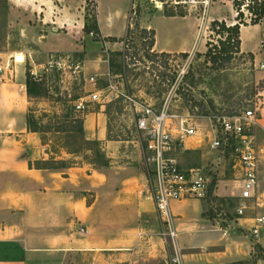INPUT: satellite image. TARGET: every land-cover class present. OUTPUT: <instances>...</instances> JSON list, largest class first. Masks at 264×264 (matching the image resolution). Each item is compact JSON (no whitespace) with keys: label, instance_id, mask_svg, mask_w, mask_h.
<instances>
[{"label":"crops","instance_id":"crops-1","mask_svg":"<svg viewBox=\"0 0 264 264\" xmlns=\"http://www.w3.org/2000/svg\"><path fill=\"white\" fill-rule=\"evenodd\" d=\"M92 3L99 36L115 41H94L90 34H83L84 0H0V67L4 79L0 80V264H62L68 254L85 252L117 255L123 264H166L158 218L147 195L141 146L135 140L134 149L127 152L121 148L123 140L107 136L103 104L85 105L80 116L82 136L98 142L104 165L78 162V156L61 148L53 152L39 133L26 129L29 97L22 64L34 66L37 56L57 52H80L86 62L90 53L97 56L98 51L121 49L128 21L125 1L106 0L104 10L98 0ZM231 11L229 18L209 16V20L232 24L235 13ZM161 17L190 24L177 41L159 42L152 29L153 52L186 53L196 46L195 21L187 16ZM137 20L142 28H150L141 17ZM118 24L121 36L113 33ZM263 33L264 20L239 26L238 53L250 54L256 63L258 51L264 48H260ZM63 41L69 47L54 45ZM85 41L94 46L91 51L85 48ZM6 62L13 70L11 76L4 68ZM92 66L99 71L94 73L102 76V66L96 62ZM258 120L257 126L262 128L261 132L255 129V136L260 134L264 141V108ZM48 159L66 164L52 169L33 165ZM206 208L203 199L169 203L183 264L247 260L254 243L264 251V227L253 241L246 232L249 220L233 219L226 225L220 223L219 228V223L205 214ZM253 264L264 261L258 259Z\"/></svg>","mask_w":264,"mask_h":264},{"label":"rangeland","instance_id":"rangeland-1","mask_svg":"<svg viewBox=\"0 0 264 264\" xmlns=\"http://www.w3.org/2000/svg\"><path fill=\"white\" fill-rule=\"evenodd\" d=\"M124 1L125 10L128 11L127 24L130 26L122 38L119 51L99 52L97 50L100 56H96L95 52L90 53L86 57V62H83L84 57L80 52L52 53L63 58V65L59 68L46 64L51 53L37 56L34 66L27 63L22 64L23 71L30 75L34 73L41 83V88L35 90L36 96L29 97L27 106L33 119L39 122V129L45 131L40 133L43 141L47 142L53 152L58 151L60 147L67 151L77 152L74 155L78 156V162L100 165L98 161L101 156H95V151L98 152L99 147L92 142H82L80 133L77 131L78 127L72 120L73 115H80L87 104L101 103L104 106L107 104L105 118L108 123L109 137L123 140L121 148L127 152L129 149H134L137 134L133 127L132 109H129L127 101L120 100L119 103H110L111 101L104 100L105 90L102 89L109 81L122 88L126 95L136 103L150 105L154 109H159L165 104L170 112L193 116L194 122L202 133L206 132L208 125L206 118L225 116L239 110L246 105L247 100L253 97L256 89L264 86V71L254 68L253 61L248 55L239 54L236 51L221 68H216L207 60L204 56L205 43L215 45L217 51L219 49L218 39L225 37L224 34H217L211 29V20L208 21V30L200 38L201 40L197 35L196 49L194 47L185 54L169 53L151 56L148 34L141 35L139 30L142 27L137 17H141V21L150 25V28L146 29L156 31L159 42L167 39L177 41L184 37L188 31L187 23L190 24V22L182 25V22L179 23L177 20H164L161 17L163 13L155 10L147 0ZM98 2L101 10H104L106 0H98ZM230 4V0H211L208 17L229 18L232 14ZM84 6L86 7L84 13L89 17L93 12L92 0H87ZM241 9L243 12L241 21L248 25L250 14L243 6ZM180 14L186 16L184 12ZM187 17L195 21L190 15ZM120 28L119 24L114 27L115 36H121ZM54 45L59 48L69 47V44L64 41ZM93 47L89 41H85V48L88 51H91ZM258 52L256 61L264 64V48ZM95 62L103 68L101 78L94 73L96 70L92 65ZM96 72L99 73L98 70ZM89 76H93L94 84L88 82ZM255 83L258 85L256 89L253 88ZM93 88L101 90L98 95L102 102H83L82 111L73 110L66 120H62L60 115L68 111L66 105L73 106L79 98L87 101L85 96ZM117 106L121 107L120 111L117 110ZM257 120L258 118L256 122ZM258 121L262 123L261 119ZM259 126L261 125L258 124L255 129L261 132L262 127ZM56 129H63V131L54 132ZM259 135H257L258 144H264L262 136ZM226 152L217 155L201 145L198 150L186 151L179 155V161L182 164L205 167L212 181L209 192L203 199L207 207L205 214L209 219L214 218L219 223V228L220 223L226 225L228 221H233L234 196L237 193L236 172ZM262 201H264V157H261L258 162L257 202L263 203ZM263 208L261 206L257 210L263 212ZM249 211L251 210L247 209V217L251 215ZM62 264L123 263L117 255L85 252L68 254Z\"/></svg>","mask_w":264,"mask_h":264},{"label":"built area","instance_id":"built-area-1","mask_svg":"<svg viewBox=\"0 0 264 264\" xmlns=\"http://www.w3.org/2000/svg\"><path fill=\"white\" fill-rule=\"evenodd\" d=\"M147 1L155 10L162 13L184 12L186 16L190 15L196 21V36H200L199 39L208 30V8L211 0ZM263 47L264 33L260 40V48ZM62 61L61 56L51 53L46 64L59 68L63 65ZM252 65L257 70L264 71L262 62ZM4 68L11 71L10 76L13 75L8 62ZM2 74L3 69L0 67V80H3ZM32 74L35 77L34 73ZM88 82L94 84L93 76H89ZM256 86L258 85L255 83L253 88L256 89ZM102 90H105V101L121 99L127 101L129 109H132L136 141L142 149L141 162L148 178L147 195L154 204L158 218V237L165 251L166 264H183L181 249L176 242L177 233L173 216L169 209L170 201L204 199L210 189L212 181L204 166L185 165L179 161L180 154L186 150L199 149L201 145L217 155L227 151L237 176L233 219L249 220L250 225L247 228L249 237L252 239L258 237L260 229L264 227V213L257 210L263 206V203L257 202V186L258 162L264 157V145L258 144L255 128L259 111L264 108V86L256 89L253 97L239 110L225 116L206 118L208 125L205 133L201 132L193 116L170 112L165 104L159 109H154L150 105L136 103L112 81H109ZM98 94L99 92L94 90L89 91L86 95L87 101L79 98L73 103L74 110L82 111L83 102H102ZM247 209L251 210L248 217Z\"/></svg>","mask_w":264,"mask_h":264},{"label":"trees","instance_id":"trees-1","mask_svg":"<svg viewBox=\"0 0 264 264\" xmlns=\"http://www.w3.org/2000/svg\"><path fill=\"white\" fill-rule=\"evenodd\" d=\"M84 2L86 3L87 0H84ZM231 2V8L234 11L235 15H234V23L232 24H225V22L223 20H211L210 21V27L212 30H215V32L217 34H224L225 37L223 39H218L217 43L219 44V49L216 51V46L213 44H209V43H205V51H204V56L207 58V60L213 64L216 68H221L222 66H224L232 57V54L234 52H238V45H239V38H238V29L240 25H245V23H243L241 21L242 17H243V12L241 7L243 6L245 8L246 11L249 12L250 17L248 19V24L253 25V24H257L259 21L264 20V0H230ZM83 10L85 12L86 7H83ZM135 12H137V10H135ZM164 16H173V15H178V16H182V14L177 13H168V12H163ZM83 25L81 28V31L83 32V34H90L92 40L94 41H115L114 38L112 37H104L101 38L99 36V32L96 26V20H95V15H94V4H93V12L92 15H90L89 17H87V14L84 13L83 14ZM129 26L127 24L126 29H125V35L128 32ZM140 33L141 35H146L148 34V46H149V50L153 44V30L152 29H146V28H140ZM124 35V36H125ZM122 41V39H121ZM232 42V43H230ZM216 51V52H215ZM150 55L154 56L156 54H169V53H156L153 51H150ZM181 54H185V53H181ZM248 56L251 58V55L248 54ZM25 94L27 97H31V96H36L35 94V90L41 88L40 85V81L37 80V78L33 77L32 75H30L28 72H25ZM121 99H116L114 101H111L110 103H119ZM120 106H117V110L120 111ZM66 109L68 110L67 113H63L62 115H60L61 118H63L62 120H66L67 116L69 113L73 112V106H69L66 105ZM108 109V105L106 104L104 106V114L106 115V110ZM73 121L76 123L77 127H78V132L80 133V140H82V142L84 143H94L98 146V142L95 140H85L82 136V118L80 115H76L72 117ZM25 120H26V129L31 131V132H37V133H41V132H45L44 130H40L39 129V122L34 120L29 109L27 110V113H25ZM64 122V121H63ZM58 123V122H56ZM58 131H63V129L61 130H54V132H58ZM109 130H108V123H107V136H109ZM42 139V137H40ZM99 147V146H98ZM61 148V147H60ZM62 149V148H61ZM65 152L67 153H77L75 151H67L66 149H63ZM99 150V149H98ZM78 151V150H76ZM95 156L100 157V160L98 161V163L100 165H104L105 164V159L103 158V154L101 153V151L99 150L98 152L95 151ZM66 164L65 161L63 160H57V161H53L52 159H48L45 161H36L33 163L34 166H44L46 168L52 169V168H57V167H62ZM262 260L264 261V251L261 249V247L257 244H254L252 247V252L250 254V257L247 260H243V261H236V262H231V263H227V264H253L256 260Z\"/></svg>","mask_w":264,"mask_h":264},{"label":"bare ground","instance_id":"bare-ground-1","mask_svg":"<svg viewBox=\"0 0 264 264\" xmlns=\"http://www.w3.org/2000/svg\"><path fill=\"white\" fill-rule=\"evenodd\" d=\"M196 39H198V37L196 36Z\"/></svg>","mask_w":264,"mask_h":264}]
</instances>
